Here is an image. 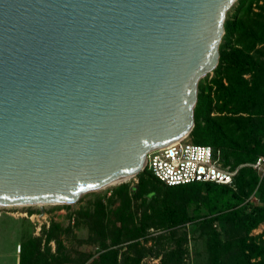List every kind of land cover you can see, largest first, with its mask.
I'll return each mask as SVG.
<instances>
[{"label": "water", "instance_id": "95a60500", "mask_svg": "<svg viewBox=\"0 0 264 264\" xmlns=\"http://www.w3.org/2000/svg\"><path fill=\"white\" fill-rule=\"evenodd\" d=\"M237 0H0V206L76 202L194 127Z\"/></svg>", "mask_w": 264, "mask_h": 264}, {"label": "rangeland", "instance_id": "374dc122", "mask_svg": "<svg viewBox=\"0 0 264 264\" xmlns=\"http://www.w3.org/2000/svg\"><path fill=\"white\" fill-rule=\"evenodd\" d=\"M236 4L226 14L227 27L223 36L229 34L230 38H222L220 53L235 46L236 40L246 33L254 37L243 24L237 28L231 23ZM249 59L254 69L245 72L243 77L250 85L255 69L264 66V42L254 47ZM233 72L230 67L229 74ZM213 74L214 70L207 76ZM207 76L202 78V83ZM217 114L216 109L212 115ZM201 127L198 134L189 133L184 139L195 142L196 138H206L203 117ZM211 138L224 144H207L215 149L221 168L235 171V178L243 166L251 168V161L237 163L234 156L237 151L245 155L247 142L234 147L230 140L224 139L223 142L217 134ZM144 168L120 183L87 192L73 203L0 206V264H19L20 244H23V264H122L123 260L129 264H221L209 258V239L205 229L199 225L200 219L194 217L178 227L167 225L164 218L166 206L176 202L193 216L196 205L155 189ZM257 174L261 179L262 175ZM262 178L264 183V174ZM134 185L137 186L135 192L131 190ZM151 190H155L156 195L146 201L145 194ZM254 193V190L249 193L248 189H244L245 201L264 206ZM145 208L151 226L143 229L139 220L144 219ZM201 212H204L203 208ZM214 227L221 233L225 231L222 222L214 223ZM248 236L264 238V221ZM130 243L134 245L128 249L125 244ZM46 260L48 262L44 263ZM49 260L52 262L49 263Z\"/></svg>", "mask_w": 264, "mask_h": 264}, {"label": "trees", "instance_id": "16d2710c", "mask_svg": "<svg viewBox=\"0 0 264 264\" xmlns=\"http://www.w3.org/2000/svg\"><path fill=\"white\" fill-rule=\"evenodd\" d=\"M236 2V12L230 19L231 23L237 28L243 24L254 37L246 33L228 51H219L214 74L208 77V73L205 75L207 79L203 83L202 79L199 82L200 92L194 112L195 124L190 134L195 135L201 131L203 117L207 137L196 138L192 143L224 145L214 142L211 138L213 134L219 135L223 142L224 139L230 140L234 147L247 142L245 155L237 151L234 156L237 163L251 161L252 164L257 157L264 156V66L255 69L250 85L243 75L254 69L249 53L256 45L264 42V0ZM225 22L226 19L224 28L227 27ZM224 37L230 38V35L222 36ZM230 67L235 72L229 74ZM216 109L218 114L212 115ZM251 168L243 166L237 177H234L232 186L208 181L169 186L159 181L146 167L144 171L150 176L155 189H161L187 204L196 205L193 216H190L183 207L173 202L165 207L164 218L169 227L183 226L194 217L200 219L199 225L205 229V235L209 239L211 261L221 264H264V238L248 236L252 229L264 221V206L251 205L243 197L244 189H248L249 193L254 190V196L264 203L263 175L259 179L258 171L252 166ZM136 188L134 185L131 190L135 192ZM155 193V190L147 192L145 200L149 201ZM201 208L204 209L203 213ZM143 215L144 219L140 218L139 223L144 229L151 226L146 208ZM216 222L223 223L224 232L221 233L214 227ZM125 245L130 249L134 244ZM19 254V264H23V244L19 246ZM47 262L48 260L44 263ZM122 264L129 263L123 260Z\"/></svg>", "mask_w": 264, "mask_h": 264}, {"label": "built area", "instance_id": "2783aa9c", "mask_svg": "<svg viewBox=\"0 0 264 264\" xmlns=\"http://www.w3.org/2000/svg\"><path fill=\"white\" fill-rule=\"evenodd\" d=\"M251 166L263 175L264 156L257 157ZM144 167L169 186L206 181L232 186L236 173L219 166L212 146L186 139L149 151Z\"/></svg>", "mask_w": 264, "mask_h": 264}]
</instances>
